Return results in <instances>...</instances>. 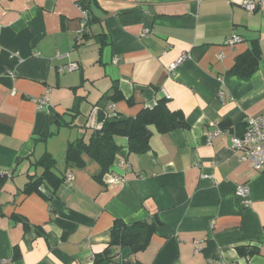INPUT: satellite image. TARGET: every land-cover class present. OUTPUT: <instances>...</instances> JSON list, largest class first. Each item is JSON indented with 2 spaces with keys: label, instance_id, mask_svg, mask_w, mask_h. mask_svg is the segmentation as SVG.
<instances>
[{
  "label": "crops",
  "instance_id": "obj_1",
  "mask_svg": "<svg viewBox=\"0 0 264 264\" xmlns=\"http://www.w3.org/2000/svg\"><path fill=\"white\" fill-rule=\"evenodd\" d=\"M247 2L256 9L249 11ZM85 3L84 26L79 0H0V259L264 264V169L231 148V134L264 115V0ZM233 35L242 40L231 46ZM255 39L262 50L258 70L251 77L231 74ZM69 62L80 68L60 74L57 67ZM114 87L120 97H105ZM163 97L183 113L185 126L154 130L144 152L130 151L127 138L118 137L124 147L102 178L100 163L89 156L84 165H67L69 144L101 127V113L136 116ZM76 112L72 126L58 121ZM225 119L231 133L207 143ZM46 152L64 180L53 192L44 184L27 193L30 177L43 171L34 163ZM114 176L122 181L111 182ZM240 184L250 188L248 207L236 196ZM156 216L161 223L146 248L108 249L116 219Z\"/></svg>",
  "mask_w": 264,
  "mask_h": 264
},
{
  "label": "trees",
  "instance_id": "obj_2",
  "mask_svg": "<svg viewBox=\"0 0 264 264\" xmlns=\"http://www.w3.org/2000/svg\"><path fill=\"white\" fill-rule=\"evenodd\" d=\"M85 1L79 0L81 7L87 11L89 16V5ZM261 58L260 43L255 39L250 49L236 58L235 64L229 72L241 77H251L258 70ZM120 95L118 88L114 87V95L105 94L104 96L117 100ZM167 103V98L163 97L158 100L155 106L143 108L136 116H126L118 112L105 116L101 113L100 119L103 121L101 127L91 130L86 138L78 137L69 144L66 152L67 165H84L86 162L84 155L89 156L100 163L101 172L97 177L102 178L106 172L110 171L124 147L118 142V137L127 138V147L130 151H146L150 147V138L154 130L166 133L186 125L183 113L171 110ZM69 115L71 116L69 119L62 117L58 121L63 126H72L78 112L69 113ZM220 126L232 129L228 119L220 122ZM49 134L50 132L43 135L46 137ZM34 164L41 166L43 171L39 175L30 177L25 192H41L40 187L44 184L50 186L52 192L55 191L64 180L63 176H58L54 172L57 164L56 159L46 152ZM3 178L0 177V183ZM160 223L161 220L158 216L152 220L144 219L131 223L118 218L111 229V242L108 249L111 251V248L114 250L117 247L129 246L133 253L143 250L150 243L156 227ZM254 252L256 249L250 250V254ZM107 259L110 261L111 257L108 256ZM96 262L100 263L102 260L97 257Z\"/></svg>",
  "mask_w": 264,
  "mask_h": 264
},
{
  "label": "built area",
  "instance_id": "obj_3",
  "mask_svg": "<svg viewBox=\"0 0 264 264\" xmlns=\"http://www.w3.org/2000/svg\"><path fill=\"white\" fill-rule=\"evenodd\" d=\"M244 6L249 11H254L257 7L255 2H247ZM81 7V6H80ZM82 8V7H81ZM84 14V26L87 25L88 13L85 9L82 8ZM242 37L239 35H233L229 40L228 44L233 46L236 43L240 42ZM187 53L184 52L177 61L169 65V73L174 74L178 65L184 61L187 57ZM120 60L119 56H116L114 61L118 62ZM80 68V65L77 62H69L62 64L57 67V70L60 74L77 70ZM167 97H170L167 94ZM46 103V99L40 101V106ZM215 128L213 131L209 132L206 135L207 143H212L213 139L222 135L231 133L229 128H223L220 126V123L214 124ZM231 148L240 152V160L249 161L256 170L264 169V115L253 116L247 119V126L242 134H231ZM118 162H122L118 160ZM66 179L72 181L74 179L73 173H68ZM111 182H121L122 178L112 177L109 179ZM236 196L243 202V204L248 207L251 204L250 199V188L247 184H240L236 189ZM0 264H11L9 259H0ZM228 264V263H223Z\"/></svg>",
  "mask_w": 264,
  "mask_h": 264
}]
</instances>
